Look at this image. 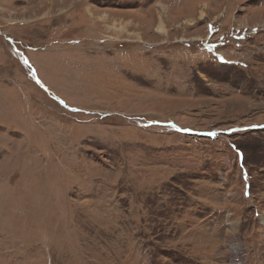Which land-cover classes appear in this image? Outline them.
<instances>
[{
  "label": "rangeland",
  "instance_id": "rangeland-1",
  "mask_svg": "<svg viewBox=\"0 0 264 264\" xmlns=\"http://www.w3.org/2000/svg\"><path fill=\"white\" fill-rule=\"evenodd\" d=\"M0 264H264V0H0Z\"/></svg>",
  "mask_w": 264,
  "mask_h": 264
},
{
  "label": "bare ground",
  "instance_id": "bare-ground-1",
  "mask_svg": "<svg viewBox=\"0 0 264 264\" xmlns=\"http://www.w3.org/2000/svg\"><path fill=\"white\" fill-rule=\"evenodd\" d=\"M162 5V12H163V14H161V11L159 12V23H158V27H157V31L159 32V33H164V34H166L167 32H168V30H167V27H166V20H168V19H164L165 18V16H163L164 15V13L167 11V9H169V6H167V5H165L164 3L163 4H161ZM91 12V11H90ZM168 12V11H167ZM92 14V12L90 13V15ZM202 15H204V12L202 13ZM105 19H106V16L104 17ZM131 22L132 21H125V23L123 22V21H121L119 24L120 25H116V24H114L113 26H114V29L116 28L117 30H119V31H122V32H124V31H127L128 29H126L127 28V26L129 25V24H131ZM190 22V21H189ZM142 23H140V22H137L136 24H135V26L136 27H142V25H141ZM111 28V27H110ZM119 33V32H118ZM133 34V33H132ZM135 34V36H137L136 38L137 39H139V40H141L142 38L138 35V33H134ZM143 40V39H142ZM237 253L238 252H240V251H236Z\"/></svg>",
  "mask_w": 264,
  "mask_h": 264
}]
</instances>
